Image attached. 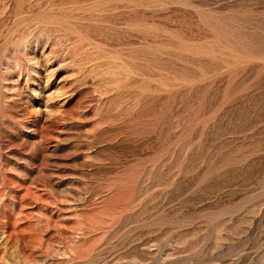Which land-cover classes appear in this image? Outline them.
Segmentation results:
<instances>
[{"label":"rangeland","instance_id":"1","mask_svg":"<svg viewBox=\"0 0 264 264\" xmlns=\"http://www.w3.org/2000/svg\"><path fill=\"white\" fill-rule=\"evenodd\" d=\"M0 264H264V0H0Z\"/></svg>","mask_w":264,"mask_h":264}]
</instances>
